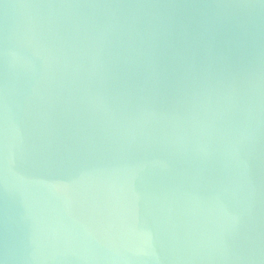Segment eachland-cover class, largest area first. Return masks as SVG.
Listing matches in <instances>:
<instances>
[{"label":"water","instance_id":"1","mask_svg":"<svg viewBox=\"0 0 264 264\" xmlns=\"http://www.w3.org/2000/svg\"><path fill=\"white\" fill-rule=\"evenodd\" d=\"M0 264H264V0H0Z\"/></svg>","mask_w":264,"mask_h":264}]
</instances>
